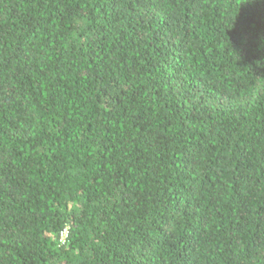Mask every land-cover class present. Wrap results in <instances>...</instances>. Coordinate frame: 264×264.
I'll return each mask as SVG.
<instances>
[{"label": "trees", "instance_id": "obj_1", "mask_svg": "<svg viewBox=\"0 0 264 264\" xmlns=\"http://www.w3.org/2000/svg\"><path fill=\"white\" fill-rule=\"evenodd\" d=\"M0 264H264V0H0Z\"/></svg>", "mask_w": 264, "mask_h": 264}, {"label": "rangeland", "instance_id": "obj_2", "mask_svg": "<svg viewBox=\"0 0 264 264\" xmlns=\"http://www.w3.org/2000/svg\"><path fill=\"white\" fill-rule=\"evenodd\" d=\"M63 239V238H62Z\"/></svg>", "mask_w": 264, "mask_h": 264}]
</instances>
